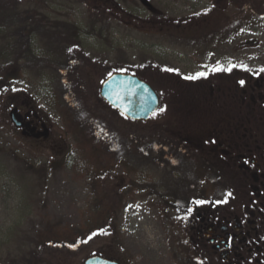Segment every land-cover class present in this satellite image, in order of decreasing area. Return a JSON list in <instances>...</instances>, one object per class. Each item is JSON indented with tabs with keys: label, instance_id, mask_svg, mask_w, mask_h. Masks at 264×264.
Segmentation results:
<instances>
[{
	"label": "rangeland",
	"instance_id": "rangeland-1",
	"mask_svg": "<svg viewBox=\"0 0 264 264\" xmlns=\"http://www.w3.org/2000/svg\"><path fill=\"white\" fill-rule=\"evenodd\" d=\"M104 1L24 0L25 7L95 33L81 32L79 49H70L58 34L39 37L36 52L61 63L24 71L10 65L0 76V264H82L99 254L121 264H199L204 257L180 218L181 209L168 201L184 197L199 177L191 164L196 155L181 141L199 136L200 78L234 84L243 78L254 86L264 77V7L219 31H203L200 25L157 32L114 15L103 19L97 7ZM113 1L138 18L155 13L180 18L210 9L214 0ZM227 11L231 21L240 10ZM28 21L21 16L15 26L8 25L10 44L23 40ZM60 27L58 33L65 32ZM116 71L151 81L162 109L136 121L107 106L101 86ZM71 93L80 94L103 120L87 136L84 130L65 132ZM155 182L161 185L158 194L134 184ZM197 182L213 185L210 175ZM229 193L219 190L225 200ZM243 203L232 202L238 206L230 209L240 212Z\"/></svg>",
	"mask_w": 264,
	"mask_h": 264
},
{
	"label": "flooded vegetation",
	"instance_id": "flooded-vegetation-1",
	"mask_svg": "<svg viewBox=\"0 0 264 264\" xmlns=\"http://www.w3.org/2000/svg\"><path fill=\"white\" fill-rule=\"evenodd\" d=\"M242 79L235 84L208 75L198 80L199 136L181 141L196 155L193 173L213 181L199 184L197 177L184 197L168 200L181 209L180 218L204 253L199 264H264V77L254 86L249 79L241 85ZM169 156L178 159L175 151ZM220 189L232 196L220 198ZM240 200L245 209H230Z\"/></svg>",
	"mask_w": 264,
	"mask_h": 264
},
{
	"label": "trees",
	"instance_id": "trees-1",
	"mask_svg": "<svg viewBox=\"0 0 264 264\" xmlns=\"http://www.w3.org/2000/svg\"><path fill=\"white\" fill-rule=\"evenodd\" d=\"M43 1L46 2V0ZM26 5L27 4L24 3V0H17L16 2H14V0H0V76L2 77L6 75L10 65H15L17 68L23 69L24 71V69L28 66L45 68L48 70V68L45 67L46 64H56V61H53L50 57H46L44 54L40 55L36 52L35 45L38 42L39 37H42L41 39L45 40L51 35L54 36L58 34L57 36L65 39L67 42L66 46L69 45L70 49L72 46L79 49L82 44L81 32L88 34L95 33V28H91V30H84L77 24L56 20L49 14L33 10L31 7H25ZM231 7H238L240 11L234 14V18L230 21V19H227L229 17V12L227 10ZM261 7H264V0L259 2H255V0H214L210 9H205L196 15L180 18L169 17L164 13H155L149 17L138 18L133 13L121 8L113 0L104 1V3L99 5L97 9L103 19L110 20L114 15L115 18H118L121 21L123 20L129 25L140 28L141 30L153 29L157 30V32L179 30L184 32L186 30L192 31L200 25L203 31L209 29L219 31L221 29L220 27H225V24L228 25L233 23L232 25H239L240 22L244 21L249 14L256 15L258 12L257 10ZM21 16H27V18H29V21L25 24L23 29V40L10 44L9 41H7L8 33L10 31L8 25H14V23L18 22V18ZM105 16H107V18H104ZM60 26H65L63 27L65 32L62 31L61 33H58V30L62 28ZM20 44L21 46H19ZM9 50L10 54L13 50L12 52L14 55H9ZM58 63L60 64L61 62L58 61L57 64ZM58 68L63 74L66 73L67 69L65 67L62 68L58 66ZM137 76L149 82L153 88L156 89L155 85L151 81L141 77L140 75ZM71 94V113L69 114L71 115V121L67 124L65 132L67 134H72L74 132H79V130H84L85 136H87L92 132L94 124L96 125L98 123L102 125L103 120L100 118L101 116L93 113V110L90 109V106L85 102L84 98L80 96V94ZM160 98L162 100L161 96ZM107 106L112 108L108 104ZM161 109L162 106L159 110ZM82 134L84 133L82 132ZM134 184L138 186L140 190L156 191L157 194L161 189V185L156 182L152 184ZM58 241H60V243H64L62 238ZM99 255L107 257L103 254ZM38 263L42 264L41 260Z\"/></svg>",
	"mask_w": 264,
	"mask_h": 264
},
{
	"label": "water",
	"instance_id": "water-1",
	"mask_svg": "<svg viewBox=\"0 0 264 264\" xmlns=\"http://www.w3.org/2000/svg\"><path fill=\"white\" fill-rule=\"evenodd\" d=\"M100 95L108 105L131 120H148L161 104L159 94L150 83L125 72H115L107 77L102 83ZM12 120L17 126L21 125L15 114H12ZM82 264L121 263L115 259L93 255L85 258Z\"/></svg>",
	"mask_w": 264,
	"mask_h": 264
},
{
	"label": "snow or ice",
	"instance_id": "snow-or-ice-1",
	"mask_svg": "<svg viewBox=\"0 0 264 264\" xmlns=\"http://www.w3.org/2000/svg\"><path fill=\"white\" fill-rule=\"evenodd\" d=\"M244 67L246 68L247 66H244ZM215 70H228V71H230L231 68H228V69L218 68V69H215ZM261 71H264V69H261ZM198 75H204V74L203 73H199ZM189 78L190 79H195L196 77H189ZM241 83H243V81H241ZM228 195H231V193H229Z\"/></svg>",
	"mask_w": 264,
	"mask_h": 264
}]
</instances>
